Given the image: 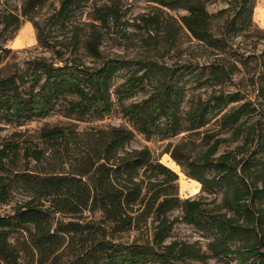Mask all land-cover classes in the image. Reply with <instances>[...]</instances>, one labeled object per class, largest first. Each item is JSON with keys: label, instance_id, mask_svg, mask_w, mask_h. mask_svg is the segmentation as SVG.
<instances>
[{"label": "trees", "instance_id": "trees-1", "mask_svg": "<svg viewBox=\"0 0 264 264\" xmlns=\"http://www.w3.org/2000/svg\"><path fill=\"white\" fill-rule=\"evenodd\" d=\"M48 1L23 0L19 15L1 17L13 34L21 19L30 22L41 53L22 66H2L12 52L0 47V121L21 127L59 113L74 123L45 126L41 144H0V207L8 208H0V264H176L186 258L204 264L192 245L166 244L177 221L206 233L213 257L264 264V180L259 169L246 175L248 160L220 153L227 143L222 134L242 125L247 105L230 107L239 100L220 95L199 98L185 111V83L151 66L141 75L128 72L115 90L127 126L79 130V123L112 112L113 80L127 67L104 59L101 51L103 31L120 21V1L58 0L53 13L35 22V12ZM142 1L158 11L183 12L171 17L173 28L186 30L218 56L238 38L260 33L253 24L256 0ZM210 2L223 8L210 13ZM141 20L156 33L162 27L154 15ZM210 69L213 83L221 84L225 69ZM140 91L141 101L122 103ZM258 91L264 99V72ZM136 135L161 142L183 136L157 157L147 147L130 148ZM194 138H200L198 146ZM190 146L197 149L193 155ZM162 155L201 184L202 192H222V204L182 199L179 176L160 162ZM20 156L24 169L16 170Z\"/></svg>", "mask_w": 264, "mask_h": 264}, {"label": "rangeland", "instance_id": "rangeland-1", "mask_svg": "<svg viewBox=\"0 0 264 264\" xmlns=\"http://www.w3.org/2000/svg\"><path fill=\"white\" fill-rule=\"evenodd\" d=\"M95 1L105 3L114 0ZM119 1L120 21L111 24L108 29L103 31L101 51L104 59L111 62H125L127 67L118 72L113 80L111 90L112 112L102 120H88L86 123H79V130L92 126H127L126 119L120 112V102L115 94L116 88L125 81L128 72L136 71L141 75L151 66L165 68L173 72L171 74L174 78L179 77L182 83H185V100L183 104V110L185 111H188L199 98L209 101L214 96L220 95L224 98L235 96L239 100L231 104L230 107L247 105L244 109L245 116L241 119L242 125L235 132L229 131L222 134L223 138L227 139V143L220 148V153L234 152L238 159L248 160L249 170H247L246 175H252L253 170L259 169L260 172L257 176L259 180H264V166L260 168L261 165H258L260 161L264 162V99L258 91L261 74L264 72V25L261 21L256 20L253 15L255 30H259L260 33L255 31L251 36L238 38L232 48H228L225 53L218 56L216 52L209 50L191 38L186 30L182 29L177 32L173 28V24L170 22L171 17L177 18L183 12L177 13L167 9L158 11L154 9L153 4L142 0ZM22 3L23 0H0V47L9 49L12 52L2 66L13 64L22 66L28 57L41 53L40 49L35 50L37 48L36 32L30 22L21 19L19 29L15 34L12 33V29L5 30L1 23V17L4 15H19ZM115 3L118 4V2ZM58 7V0H49L35 12L34 21L42 23ZM256 7L264 11V0H256ZM221 8H223V5L219 2L208 4L210 13H214ZM146 14L161 19L162 27L157 33L152 29H148L142 22L141 17ZM87 18V16H84L83 21L88 22ZM23 33L26 34L22 36ZM211 66L223 67L227 72L224 81L219 85L213 83L210 78ZM154 85L155 83H152L150 87H146V91L151 90ZM144 97V92L140 91L134 97L124 100L122 103L124 105L132 102L136 103ZM71 123L74 122L63 118L59 113L51 114L44 119L27 122L21 127L16 126L15 123L0 121V144H7L12 140H19L22 144H25L24 142L41 144L39 136L42 128L45 126L69 125ZM210 129L216 130V127L210 125ZM15 134L18 137H15ZM182 136L161 142L157 138L146 140L143 136L136 135L130 148L147 147L155 156L159 157L168 144L172 146L178 144ZM194 139L198 140V146L200 138ZM188 149L192 155L197 151L196 147L193 148L192 146ZM165 156L170 158L169 155L160 157V162L164 165L169 162V159ZM13 168L16 170L24 169L21 156ZM180 172L182 176L178 175V185L179 196L182 199L196 197L203 198L207 202L216 200V204H222V192L217 191L213 195H208L201 191V184L196 194L181 191V180L192 188L197 187L194 183L197 181L185 176L181 169ZM238 175L240 176V174ZM17 198L21 199L20 196ZM0 208L5 211L8 210L5 206ZM177 216L179 215L175 213L174 217ZM123 240L128 241V236H124ZM173 241L186 242L192 245L194 250H199L200 258L204 260V264H239L234 256L213 257L208 251L210 237L181 221L176 222L166 244ZM176 264L203 263L186 258L177 261Z\"/></svg>", "mask_w": 264, "mask_h": 264}, {"label": "bare ground", "instance_id": "bare-ground-1", "mask_svg": "<svg viewBox=\"0 0 264 264\" xmlns=\"http://www.w3.org/2000/svg\"><path fill=\"white\" fill-rule=\"evenodd\" d=\"M254 17L256 20L261 21V23L264 25V11L261 8L256 7L254 10ZM26 33H23L22 36H24ZM165 158H168V156H165ZM169 162L165 164L168 168H170L172 171H174L177 175L182 176L179 167L170 159ZM197 187L192 188L189 187L183 180L180 181V189L181 191L188 192L191 194H196L199 191L200 184L198 182H194Z\"/></svg>", "mask_w": 264, "mask_h": 264}]
</instances>
